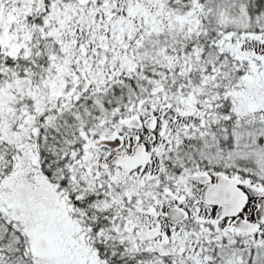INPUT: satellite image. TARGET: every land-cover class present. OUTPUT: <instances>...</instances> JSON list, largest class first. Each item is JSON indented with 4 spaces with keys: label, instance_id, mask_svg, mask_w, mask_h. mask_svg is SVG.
Here are the masks:
<instances>
[{
    "label": "snow or ice",
    "instance_id": "snow-or-ice-1",
    "mask_svg": "<svg viewBox=\"0 0 264 264\" xmlns=\"http://www.w3.org/2000/svg\"><path fill=\"white\" fill-rule=\"evenodd\" d=\"M0 264H264V0H0Z\"/></svg>",
    "mask_w": 264,
    "mask_h": 264
}]
</instances>
